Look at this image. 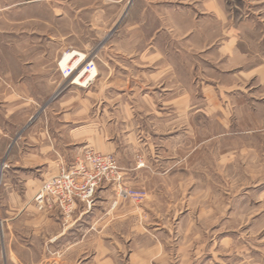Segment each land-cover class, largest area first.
I'll use <instances>...</instances> for the list:
<instances>
[{"label": "rangeland", "instance_id": "rangeland-1", "mask_svg": "<svg viewBox=\"0 0 264 264\" xmlns=\"http://www.w3.org/2000/svg\"><path fill=\"white\" fill-rule=\"evenodd\" d=\"M138 1L0 0V82L16 90L19 107L35 113L34 124L41 118L56 123L60 111L74 115V110L88 109L76 124L88 125L93 117L99 130L121 142L113 156L120 162L122 178L102 182L97 189L109 190L101 201L117 202V207H94L95 194L92 207L79 220L81 225L71 227L68 235L81 236L87 251L95 246L98 252L107 251L112 264H264V114L260 108L251 116L230 114L227 109L218 121L197 114L192 145L186 148L179 140L178 147L172 148L171 155L177 159L170 163L153 158L169 156V146L154 151L145 147L148 162L140 158L144 151L138 150V118L142 117L137 111L143 106L138 99L146 80L139 69L143 60L128 44L114 45L127 42L118 36L121 19L135 11ZM72 51L94 58L99 76L92 85L71 84L62 77L59 63ZM193 79L195 102L201 104L197 90L203 80L198 73ZM21 119L19 114L18 122ZM220 120L228 131L217 138L222 132ZM254 122L260 131L246 134ZM89 148L102 153L87 146L80 155ZM3 167L9 169L10 164ZM130 188L145 191V197H126L123 191ZM35 195L31 202L37 211L58 213L67 225L71 223L75 211L70 218L57 209L41 211L35 206ZM24 219L17 220L13 246L23 256L45 251L43 241L50 233L23 226ZM92 237H97L98 245ZM27 261L24 257L21 262Z\"/></svg>", "mask_w": 264, "mask_h": 264}, {"label": "crops", "instance_id": "crops-1", "mask_svg": "<svg viewBox=\"0 0 264 264\" xmlns=\"http://www.w3.org/2000/svg\"><path fill=\"white\" fill-rule=\"evenodd\" d=\"M134 8L119 23L118 36L127 42L121 40L120 44L115 40L114 45L128 44L143 60L139 69L146 80L138 94L143 106L137 111L142 117L138 118L141 138L138 150L144 151L140 158L148 162L145 147L154 151L169 146V156L153 158H164L170 163L177 159L171 155L172 148L178 147L179 140L186 148L192 145L193 117L197 114L215 117L217 121L227 109L230 114L251 116L257 115L260 108L264 114V0H141L134 2ZM195 73L203 80L197 90L201 104L195 102ZM98 76L99 72L89 85ZM159 98L162 102H158ZM87 110H74V115L60 111L56 123L41 118L40 123L34 124L35 113L20 108L16 90L2 87L0 82V245L5 249L0 252V259L3 264H25L21 262L24 257L28 264H112L107 251L98 252L97 246L87 251L81 236L68 235L71 227L81 225L80 218L92 205L79 204L67 225L58 213H41L31 202L40 185L57 175L61 168L74 164L87 146L110 155L120 147L121 142L110 132L98 129V120L93 117L88 125L76 124L79 115ZM19 114L22 119L18 122ZM46 114L49 117V111ZM219 124L222 132L216 135L222 138L228 127L223 120ZM179 126L183 130L179 131ZM259 131L254 122L244 132L253 136ZM5 163L10 164L9 169L3 167ZM137 188L146 189L142 185ZM107 195L109 190H97L94 207L116 208L117 202L113 205L111 200L101 201ZM19 217L25 218L23 226L50 233L43 241L45 251L31 250L30 255L23 256L16 250L14 230ZM92 238L98 245L97 237Z\"/></svg>", "mask_w": 264, "mask_h": 264}, {"label": "built area", "instance_id": "built-area-1", "mask_svg": "<svg viewBox=\"0 0 264 264\" xmlns=\"http://www.w3.org/2000/svg\"><path fill=\"white\" fill-rule=\"evenodd\" d=\"M77 53L68 66L62 67L59 63L61 75L71 84L78 85L77 79H86L89 85L97 75V65L91 55ZM92 72H95L93 77ZM121 178L120 166L113 155L102 154L89 148L74 164L67 168L63 167L57 175L43 182L35 195V206L46 212L57 209L66 218H70L78 204H91L102 182L119 181ZM123 193L126 197L136 200L145 197V191L141 189L130 188Z\"/></svg>", "mask_w": 264, "mask_h": 264}, {"label": "bare ground", "instance_id": "bare-ground-1", "mask_svg": "<svg viewBox=\"0 0 264 264\" xmlns=\"http://www.w3.org/2000/svg\"><path fill=\"white\" fill-rule=\"evenodd\" d=\"M78 55V53L76 51H72V52H68V53H65L64 56L61 58V66L62 67H66L69 65V63H71V60L74 56ZM83 56V55H82ZM77 61V60H76ZM75 61V62H76ZM74 62V63H75ZM97 71V70H96ZM98 73V71L96 72V74ZM95 74V72H92V77L93 75ZM95 80V79H94ZM76 83L78 85H82V86H88L87 85V82H86V79H77Z\"/></svg>", "mask_w": 264, "mask_h": 264}]
</instances>
